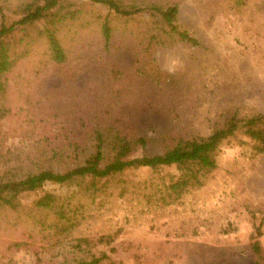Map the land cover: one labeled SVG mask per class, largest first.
<instances>
[{
	"label": "rangeland",
	"instance_id": "rangeland-1",
	"mask_svg": "<svg viewBox=\"0 0 264 264\" xmlns=\"http://www.w3.org/2000/svg\"><path fill=\"white\" fill-rule=\"evenodd\" d=\"M27 1L0 0V20L17 19ZM122 1L176 5L179 23L200 46L170 40L145 10L129 22L111 15L108 45L87 18L88 26L66 43L62 63L43 60V44L32 47L2 78L0 183L76 166L97 129L146 137L137 154L153 155L183 136L212 131L234 110L264 113V0ZM70 2L84 17L107 13L102 3ZM153 33L160 40L147 47ZM250 140L239 133L224 143L206 183L169 206H148L138 185L174 170L121 176L134 188L120 196L118 181L85 200L86 218L70 236L58 233L55 216L35 202L45 192L67 197L75 187L40 184L22 195L19 207L0 205V264H75L101 252L104 264H261L251 245L257 239L264 256V153L252 156ZM113 233L114 242L95 244ZM76 238L89 240L88 253L77 250Z\"/></svg>",
	"mask_w": 264,
	"mask_h": 264
},
{
	"label": "trees",
	"instance_id": "trees-1",
	"mask_svg": "<svg viewBox=\"0 0 264 264\" xmlns=\"http://www.w3.org/2000/svg\"><path fill=\"white\" fill-rule=\"evenodd\" d=\"M90 1L104 4L107 13L101 15L92 12L88 17H84L82 10L75 7L70 0H28L23 4L21 16L17 19L0 20V90L4 88L2 78L6 72L18 60L29 56L34 46L43 44L41 53L43 60L52 63L64 62L67 57L66 43L72 40L74 34L88 26L87 18L90 23L98 24L103 42L108 45L113 39L115 29L114 17L111 15L127 20L136 13L149 10L151 14L157 16L155 20H158L164 35L170 40L200 46V39L179 23L176 5L164 7L150 4L129 7L122 0ZM19 30L25 31L24 36L16 35ZM159 40V35L153 33L144 43L150 47ZM239 133L251 139L252 156L264 153V113L258 109L248 114H240L234 110L212 131L183 136L166 147L163 152L153 155L137 154L147 143L146 137L130 139L115 133L107 136L102 130L97 129L91 139L88 154L82 161L78 160L79 147L74 146V157L79 161L76 166L62 171L43 168L37 172L26 173L20 179L10 178L0 183V205L17 208L23 194L46 182L74 186L76 191L67 197L45 192L35 202L38 210L55 216L58 233L70 236L80 228L86 218L84 201L105 194V190L118 181L123 182L120 186V196L128 194L136 184L121 179V176L137 169L147 168L153 172L174 170L173 174L168 172L163 177L145 179L144 184L138 185V188L148 206L165 207L178 202L185 193L206 183L218 167L217 156L222 145ZM239 142L244 143L240 140ZM117 233L100 235L96 238L95 244H110L114 242ZM261 235L262 232L257 227L256 236ZM75 242L79 252L90 251L88 239L76 238ZM251 249L259 257L261 264H264V256L261 254L257 239L253 241ZM105 259L107 254L103 252L89 253L75 264H104Z\"/></svg>",
	"mask_w": 264,
	"mask_h": 264
}]
</instances>
